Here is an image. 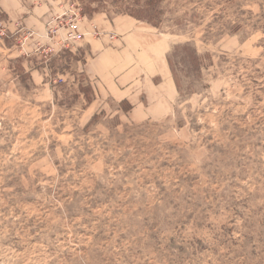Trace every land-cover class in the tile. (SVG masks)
I'll return each instance as SVG.
<instances>
[{
	"label": "rangeland",
	"instance_id": "374dc122",
	"mask_svg": "<svg viewBox=\"0 0 264 264\" xmlns=\"http://www.w3.org/2000/svg\"><path fill=\"white\" fill-rule=\"evenodd\" d=\"M10 1L0 264H264V0H164L159 27L139 20L142 43L168 61L191 42L200 74L181 72L175 52L182 91L164 61L139 64L156 76L149 87L100 96L85 71L90 40L115 38L101 17L145 15L140 3L85 0L105 11L90 16L79 0Z\"/></svg>",
	"mask_w": 264,
	"mask_h": 264
},
{
	"label": "crops",
	"instance_id": "0c3cea01",
	"mask_svg": "<svg viewBox=\"0 0 264 264\" xmlns=\"http://www.w3.org/2000/svg\"><path fill=\"white\" fill-rule=\"evenodd\" d=\"M10 2L17 6L14 0ZM17 8L19 7L17 6ZM16 14L18 15V12ZM93 21H95L94 18ZM101 21L102 29L107 31L113 29L116 31L113 35H116L115 38L110 37V35H103L90 40L93 55L87 58L85 71L90 78L97 80V85L101 86L100 89H97V85H93L96 94L98 96L103 94V88L111 92V87L114 86L124 92L138 81L147 79L146 85L149 87V79L154 80L156 76L145 75V71L138 69L139 64L142 63L147 68H152L153 62L154 65H158V63L162 65V62L166 61V57L165 59L162 58V49L155 42L147 45L142 43L144 39L139 31L143 30L144 27L139 24V20L131 15L118 14L113 19L106 16L101 17ZM163 83L164 81L158 83L152 81V85L158 88L163 87ZM169 86L176 89L175 81L169 82ZM107 95L112 96L111 93ZM128 101L132 100L128 98ZM135 101L144 103L148 99L141 96L140 100Z\"/></svg>",
	"mask_w": 264,
	"mask_h": 264
},
{
	"label": "trees",
	"instance_id": "16d2710c",
	"mask_svg": "<svg viewBox=\"0 0 264 264\" xmlns=\"http://www.w3.org/2000/svg\"><path fill=\"white\" fill-rule=\"evenodd\" d=\"M79 1L85 4L84 10L87 13V15L92 16L97 12L104 11L103 5L91 6L92 4H86V2H84L85 0H79ZM136 1L137 3H140L137 9L141 10L142 13H144L145 15L139 14L137 11L129 12V14L134 16L138 20H144L149 23H152V25L154 26L159 27L162 23V18L164 15V10L162 5L164 0H145L144 2L142 0H136ZM173 49H174L173 52L171 51L168 55V62L173 73L175 84L177 86L178 91L180 92L182 91L183 88V82H182L183 79L179 75V72L177 70L176 64L173 59V55L175 54V52L185 53L182 58L183 63H182V68H180V71L186 72L188 75H190V73L200 74L202 70V62H201V56L198 53L197 48L191 42L179 43L175 45ZM89 89L92 90V88L90 87ZM124 102H128V101L123 100L122 104ZM94 118H96V116H94L92 120Z\"/></svg>",
	"mask_w": 264,
	"mask_h": 264
},
{
	"label": "built area",
	"instance_id": "2783aa9c",
	"mask_svg": "<svg viewBox=\"0 0 264 264\" xmlns=\"http://www.w3.org/2000/svg\"><path fill=\"white\" fill-rule=\"evenodd\" d=\"M70 30L71 32L73 33V36L74 37H79L81 34L79 33V30H78V24L77 23H73L71 24L70 26Z\"/></svg>",
	"mask_w": 264,
	"mask_h": 264
}]
</instances>
